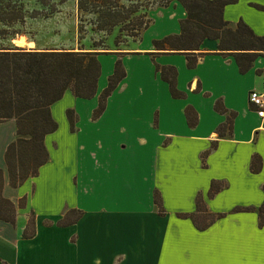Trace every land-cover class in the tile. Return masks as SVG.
Returning a JSON list of instances; mask_svg holds the SVG:
<instances>
[{"label":"crops","instance_id":"0c3cea01","mask_svg":"<svg viewBox=\"0 0 264 264\" xmlns=\"http://www.w3.org/2000/svg\"><path fill=\"white\" fill-rule=\"evenodd\" d=\"M253 4L264 7V0L226 4L224 18L232 26L242 19L264 35V9ZM68 9L76 11L77 0L57 4L54 17ZM148 17L150 25L142 30L136 48L98 55L101 74L92 98L76 97L67 89L51 105L58 128L45 137L48 159L37 175L18 187L9 184L5 161L7 146L16 138V121L0 122L2 194L15 203L26 198L14 224L0 219V264H264V224L258 212L264 204V178H259L264 175V117L248 100L251 89L264 91V56L240 73L234 56L218 53V40L206 39L196 51V65L189 68L184 53H148L156 50L153 40L180 33L186 17L183 5L178 0L155 5ZM149 31L156 34L145 39ZM119 58L126 75L94 119L99 96ZM131 59L148 64L150 76L141 71L131 80ZM154 62L176 67L177 88L184 98L171 96ZM122 94L126 100L110 115L113 99ZM159 95L175 108L171 116L164 115ZM78 99L94 100L86 122L78 113ZM218 99L224 112L215 108ZM144 105H149L148 115L140 113ZM188 105L196 112L193 125L186 115ZM68 108L77 115L74 130ZM232 113L231 127L224 126L220 135V126ZM254 155L261 159L258 172L250 169ZM218 157L225 164L214 169ZM212 180L225 186L210 197ZM249 183L262 193L258 202L230 201L238 186L248 191ZM156 191L163 212L154 200ZM198 195L209 212L226 213L203 230L190 218L178 216L196 212ZM237 206L254 210L232 212ZM70 209L81 210V216L59 225ZM31 212L34 233L26 236Z\"/></svg>","mask_w":264,"mask_h":264},{"label":"trees","instance_id":"16d2710c","mask_svg":"<svg viewBox=\"0 0 264 264\" xmlns=\"http://www.w3.org/2000/svg\"><path fill=\"white\" fill-rule=\"evenodd\" d=\"M77 0L79 10L96 14L95 30L109 33L114 27H119V33L126 36H140L151 22L138 17L147 16L148 10L142 14L141 6L136 0ZM150 1V0H149ZM172 0H158V4L167 6ZM186 10V17L180 22V33L169 34L160 39L153 40L156 53H184L187 65L192 68L196 65L198 54L196 51L204 40H218V53L233 55L240 73H246L252 68L255 60L264 56V35L256 34L253 29L240 19L235 26L230 25L224 18V6L237 0H178ZM154 3V2H152ZM264 9V7L253 4ZM146 7V6H145ZM144 7V8H145ZM8 6L0 4V21L4 22L3 10ZM14 10L15 20H24L25 12L22 4ZM36 15H32L35 17ZM137 20V21H136ZM7 29H0V36ZM96 44L94 43V46ZM100 53H111L108 50L95 48H80L79 50L65 49H36L24 48L16 45L0 47V122L9 118L16 121V138L11 141L5 151V161L8 170L9 184L18 187L30 177L39 172V168L48 159V150L45 137L58 128V123L51 113V105L59 100L67 89L74 96L92 98L97 91L98 79L101 74V64L98 58ZM124 53V52H119ZM155 69L160 78L169 85L170 94L174 98H184L185 93L177 88L178 71L172 65H160L156 62ZM262 73L261 69L257 70ZM126 71L121 59H117L114 72L108 78L107 86L99 96L98 106L93 111V118H97L105 109L107 97L125 77ZM215 108L221 112L225 109L221 100L215 103ZM253 108V107H252ZM186 115L191 125L195 124L196 112L191 105L186 107ZM71 129L77 115L73 108L66 110ZM233 113L224 125L220 126L219 133L224 135L223 128L231 127ZM261 167L260 156L254 155L250 169L258 172ZM4 186V171L0 167V219L15 223L17 208L25 205V197L18 203L6 198L2 194ZM225 184L212 180L208 195L213 197ZM154 200L159 211L163 212L161 198L156 191ZM197 210L194 213H178L179 217L190 218L194 225L203 230L217 218L226 213L209 212L201 195L197 196ZM254 210L252 206H237L235 211ZM260 225L264 224V204L258 207ZM82 214L81 210L70 209L58 221L59 225L75 222ZM35 218L31 212L24 235L34 233Z\"/></svg>","mask_w":264,"mask_h":264},{"label":"rangeland","instance_id":"374dc122","mask_svg":"<svg viewBox=\"0 0 264 264\" xmlns=\"http://www.w3.org/2000/svg\"><path fill=\"white\" fill-rule=\"evenodd\" d=\"M64 0H0V4L8 6L7 9L3 10L4 22L0 21V29H7L4 35L0 36V47H9L16 45L24 48L36 49H73L79 50L80 48H97L98 50H132L136 48L137 44L142 40V36L131 37L119 33V27L116 26L109 33L105 31H98L96 27V14L83 10H66L64 14L56 18L54 13L57 11V4ZM137 2L145 5L141 6V13L144 14L146 10H150L156 4L158 0H136ZM123 3L128 5L130 2L122 0ZM154 2V3H152ZM22 4L25 17L24 20H15L14 10L17 5ZM145 7V8H144ZM32 15H36L32 17ZM147 16L138 17L137 20H145ZM136 20V21H137ZM163 27H160L162 29ZM156 34V31H149L145 35V39ZM94 43L96 44L94 46ZM261 58V57H259ZM128 61L129 69L132 70L131 80L138 75L139 72H143L145 75L150 76V71L147 67L148 64L141 61ZM108 70L106 68L105 72ZM107 73V72H106ZM105 73V74H106ZM103 75V80L104 81ZM131 80L125 84L131 83ZM132 85V84H131ZM133 90V89H131ZM127 96L117 95L112 102L109 114H116L120 110V105L126 100ZM158 104L162 107L165 116H171L175 111L172 105L163 98L161 95L157 98ZM241 103H244L242 101ZM94 104V100H81L76 101V107L82 121L86 122L91 113V108ZM204 113H207V107L203 106ZM140 113L148 115L149 105L140 106ZM264 149V141L261 144ZM244 150L249 149L248 146L243 148ZM136 151V150H135ZM140 153L137 155L139 156ZM214 169L217 167L224 166V161L221 157L214 159ZM260 179L264 178L259 177ZM248 191H241V187H237L234 191V195L231 196L230 201L233 200H251L258 202L262 196V193L257 189L256 184L249 183Z\"/></svg>","mask_w":264,"mask_h":264},{"label":"built area","instance_id":"2783aa9c","mask_svg":"<svg viewBox=\"0 0 264 264\" xmlns=\"http://www.w3.org/2000/svg\"><path fill=\"white\" fill-rule=\"evenodd\" d=\"M249 102L255 107L259 117H264V91L251 89L248 94Z\"/></svg>","mask_w":264,"mask_h":264}]
</instances>
